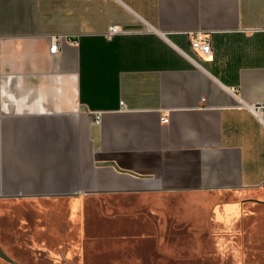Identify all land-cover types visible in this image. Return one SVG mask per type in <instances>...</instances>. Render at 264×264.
I'll return each instance as SVG.
<instances>
[{"label":"crops","instance_id":"crops-1","mask_svg":"<svg viewBox=\"0 0 264 264\" xmlns=\"http://www.w3.org/2000/svg\"><path fill=\"white\" fill-rule=\"evenodd\" d=\"M261 102L264 0H0V208L264 195Z\"/></svg>","mask_w":264,"mask_h":264},{"label":"rangeland","instance_id":"rangeland-1","mask_svg":"<svg viewBox=\"0 0 264 264\" xmlns=\"http://www.w3.org/2000/svg\"><path fill=\"white\" fill-rule=\"evenodd\" d=\"M67 201L0 208V264H264V195Z\"/></svg>","mask_w":264,"mask_h":264},{"label":"built area","instance_id":"built-area-1","mask_svg":"<svg viewBox=\"0 0 264 264\" xmlns=\"http://www.w3.org/2000/svg\"><path fill=\"white\" fill-rule=\"evenodd\" d=\"M118 32H119V29L116 26L112 25V26H109V28H107L105 34L109 36V35H112ZM60 40H61V37L52 38V41L49 47L50 52H54L57 50ZM70 42L76 43V40H70ZM188 45H189V49L193 50L194 54L200 53V54L206 55L211 52V48L209 47L207 36H204L200 32H194L190 34L188 38ZM120 106H122L121 102H120ZM250 109L251 111H253L254 114H260L261 112L264 111V102L257 103L256 105H251ZM101 112L102 111L99 109L87 111L88 115L92 117L93 123L96 125L99 124L100 122ZM167 120H168L167 116H160L159 118V121L162 123H166Z\"/></svg>","mask_w":264,"mask_h":264},{"label":"water","instance_id":"water-1","mask_svg":"<svg viewBox=\"0 0 264 264\" xmlns=\"http://www.w3.org/2000/svg\"><path fill=\"white\" fill-rule=\"evenodd\" d=\"M0 256H1L3 259H6V260H8V261L11 262V259H9L6 255H4V254L2 253V251H1V249H0Z\"/></svg>","mask_w":264,"mask_h":264}]
</instances>
